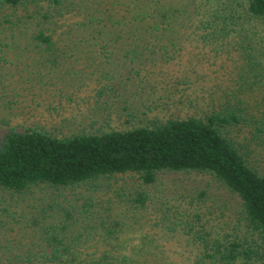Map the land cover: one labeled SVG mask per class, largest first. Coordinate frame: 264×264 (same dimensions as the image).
Segmentation results:
<instances>
[{"label":"trees","instance_id":"16d2710c","mask_svg":"<svg viewBox=\"0 0 264 264\" xmlns=\"http://www.w3.org/2000/svg\"><path fill=\"white\" fill-rule=\"evenodd\" d=\"M3 9L11 13L0 24V113L17 105L19 84L68 85L58 72L80 76L73 66L81 61L105 64L106 81L126 64L130 74L148 78L196 44L213 56L209 64L222 63L225 76L213 85L219 96L210 97L205 111L186 117L68 135L8 127L0 138V264H174L166 242L185 215L171 221L161 213L154 219L162 234L136 243L127 238L143 225L135 216L153 198L147 188L170 172L213 176L237 196L240 220L258 237L249 247L238 240L209 244L203 259L258 258L264 251V0H0ZM24 53L44 70L30 81L14 79L23 73ZM77 78L70 84L84 85ZM125 177L137 187L100 193L104 183ZM80 188L85 194L71 201L53 194Z\"/></svg>","mask_w":264,"mask_h":264},{"label":"rangeland","instance_id":"374dc122","mask_svg":"<svg viewBox=\"0 0 264 264\" xmlns=\"http://www.w3.org/2000/svg\"><path fill=\"white\" fill-rule=\"evenodd\" d=\"M104 7L113 8L106 4ZM18 12L23 13L22 9ZM8 13H11L10 9L0 10V24L1 17ZM195 45L183 51V60L178 58L173 61L172 66L162 70L160 75H148V78L130 74V64H126V69L123 67L115 74L110 72L111 78L106 81L104 73L108 71V67L105 64L93 66L94 62L81 61L73 66L77 72L80 71L81 78H84V85H78L79 87L72 86L70 82L78 84L77 77L80 76L74 72L67 75L65 71L58 72L59 79H68V85L56 79L51 84L43 83V87L34 83H21L17 87L18 93L16 92L19 96L13 99L19 106L14 105L12 112L0 113V138L11 126L19 129L39 126L53 133L68 135L82 130L95 132L147 125L153 121H166L201 112L196 110H204L210 97L219 96L213 85L220 84L225 74L221 62L217 65L209 64L213 56L200 53ZM32 57L33 54L28 56V53H24L22 62L17 63L19 71L23 73H16L15 80L20 79L21 75L29 80L41 75L42 71L44 73L40 65L34 66ZM122 63L120 61L119 65H123ZM70 65L73 64H67L68 67ZM136 66L133 65L135 68ZM103 84L110 86V89L105 88L106 93L99 96L97 91ZM3 118L8 120L7 125L1 121ZM158 180L156 185L147 188L153 197L151 202L135 216V221L143 225L127 233L131 243L139 242L143 235L159 232L163 226H156L154 218L165 212L167 219L169 217L171 221L176 216H186L181 219L182 225L175 226L176 230L168 234L166 246L174 264H209L210 260L203 259V253L207 249L209 253L210 250L207 245L238 240L249 247L258 239L240 220L241 207L237 196L213 176L170 172L159 175ZM120 185L135 188L138 183L135 179L125 177L116 185L104 183V189L100 193L104 194L107 188L117 191ZM83 193L85 194L83 188L53 192L63 202L71 201L76 195ZM82 202L79 201L78 204ZM149 219L153 221L148 222ZM186 221L189 222L188 227H185ZM160 233L162 234L161 231ZM259 253L257 259H240L236 264H264V251L260 250Z\"/></svg>","mask_w":264,"mask_h":264}]
</instances>
